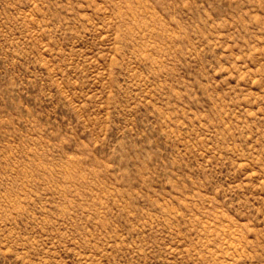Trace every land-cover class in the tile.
<instances>
[{
    "label": "rangeland",
    "instance_id": "obj_1",
    "mask_svg": "<svg viewBox=\"0 0 264 264\" xmlns=\"http://www.w3.org/2000/svg\"><path fill=\"white\" fill-rule=\"evenodd\" d=\"M0 264H264V0H0Z\"/></svg>",
    "mask_w": 264,
    "mask_h": 264
}]
</instances>
